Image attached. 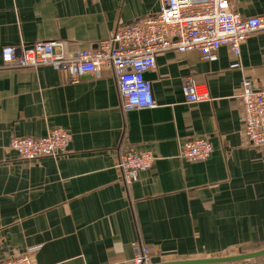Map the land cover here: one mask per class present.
I'll list each match as a JSON object with an SVG mask.
<instances>
[{"label":"crops","instance_id":"obj_1","mask_svg":"<svg viewBox=\"0 0 264 264\" xmlns=\"http://www.w3.org/2000/svg\"><path fill=\"white\" fill-rule=\"evenodd\" d=\"M161 0H0V66L7 46L60 41L67 54L98 49L117 27L157 14ZM244 18L264 0H230ZM240 67L221 47L216 62L170 50L147 75L154 108L124 111L113 71L73 80L50 66L0 69V260L39 246L34 264H132L134 242L154 263L264 248V148L246 142L244 78L264 86V32L241 47ZM210 94L188 103L183 80ZM72 135L58 157L22 160L13 137ZM207 139V160L186 162L185 142ZM127 150L156 161L126 185L116 167ZM261 247V248H262Z\"/></svg>","mask_w":264,"mask_h":264},{"label":"built area","instance_id":"obj_2","mask_svg":"<svg viewBox=\"0 0 264 264\" xmlns=\"http://www.w3.org/2000/svg\"><path fill=\"white\" fill-rule=\"evenodd\" d=\"M99 1V0H93ZM257 32H264V14L244 18L230 9V0H161L157 14L122 24L98 49H80L67 54L60 41L37 42L29 46H7L2 50L0 69H31L50 66L73 80L83 74L101 70L113 71L124 111L156 106L151 81L147 75L157 68L159 54L199 52L205 61L216 62L221 47L228 46L233 55L232 68H239L242 45ZM188 103L210 98L207 90L191 77L183 80ZM242 103L243 135L250 145L264 148V86L244 78L239 95ZM72 141L71 133L57 128L42 137H13L10 148L25 161L65 154ZM213 146L207 139L185 142L180 151L186 162L207 160ZM156 157L148 151L127 150L116 164L121 180L127 186L139 174L153 168ZM132 264H153L148 247L134 242ZM39 246L28 248L0 264H34ZM264 264V261L261 263Z\"/></svg>","mask_w":264,"mask_h":264},{"label":"water","instance_id":"obj_3","mask_svg":"<svg viewBox=\"0 0 264 264\" xmlns=\"http://www.w3.org/2000/svg\"><path fill=\"white\" fill-rule=\"evenodd\" d=\"M264 258V248L242 254L218 256L201 259L174 260L153 264H237Z\"/></svg>","mask_w":264,"mask_h":264},{"label":"rangeland","instance_id":"obj_4","mask_svg":"<svg viewBox=\"0 0 264 264\" xmlns=\"http://www.w3.org/2000/svg\"><path fill=\"white\" fill-rule=\"evenodd\" d=\"M262 246H252V247H248L247 249H243V250H240L236 253H231V254H228V255H235V254H242V253H247V252H251V251H255V250H260L262 249L261 248ZM264 261V258H261V259H257V260H254V261H249V262H244V263H237V264H261L262 262Z\"/></svg>","mask_w":264,"mask_h":264},{"label":"trees","instance_id":"obj_5","mask_svg":"<svg viewBox=\"0 0 264 264\" xmlns=\"http://www.w3.org/2000/svg\"><path fill=\"white\" fill-rule=\"evenodd\" d=\"M244 263V262H243ZM246 263V262H245Z\"/></svg>","mask_w":264,"mask_h":264}]
</instances>
